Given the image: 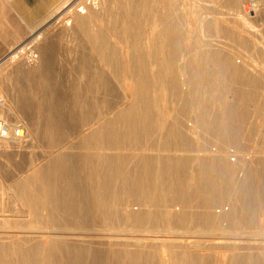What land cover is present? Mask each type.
I'll return each instance as SVG.
<instances>
[{"label":"bare ground","instance_id":"6f19581e","mask_svg":"<svg viewBox=\"0 0 264 264\" xmlns=\"http://www.w3.org/2000/svg\"><path fill=\"white\" fill-rule=\"evenodd\" d=\"M133 4L134 10L128 0H115V18L110 24L115 25V36H122L124 40L112 43L106 40L104 27L100 29L101 34L95 35L98 60L80 65L86 78L81 77L79 84L77 80L70 81L72 87H76L73 89L76 94L64 101L67 104L62 105V100L55 99L49 107L45 128L58 153L46 166H40L41 169L18 181L14 187L22 207L16 212L24 210L40 226L32 230L39 228L44 232L22 239H16L12 232H0V264H264V252L258 251L264 244V213L256 219V202L250 190L253 186L248 187L253 183L249 162L245 163L248 158L235 152L236 156L231 158L230 152L234 150L230 147L237 145L240 130L236 125H227L230 117L225 116V111L245 106L244 103L251 100V93L238 92V101L218 103V107L212 109L219 115L212 121L204 115L195 116L194 120L198 121L188 123L191 126L215 124V133L221 138L219 142L198 147L196 157L156 156L154 170L147 163L150 159L148 144L158 138V133L152 131L153 122L161 119L154 112L158 103L157 88L172 87L178 99L185 98L183 87L186 86L192 97L214 80L222 83L236 80L242 66L229 61L223 62L225 66L214 64L211 76L207 61L196 60L205 56L195 43L192 48L189 46L187 55L191 62L187 66L190 79L179 82L178 77L185 74L180 67L169 64L178 59L180 49L176 18L171 19L159 11L157 19L145 26L142 18H151L155 10L148 0H135ZM78 11L77 18L87 21L88 9L81 6ZM72 22L67 21V25ZM120 22L128 28L120 26ZM210 25L214 33H228L227 29L216 26L215 21H210ZM146 28L152 33L150 37L145 35ZM42 35L27 43L28 47L41 44ZM243 44H246L247 58L255 61L251 63L255 77L244 76L240 83L249 87L264 84V47L260 52L256 45ZM32 53L34 56L35 52ZM15 57L16 54L12 58ZM91 71L95 73L92 77L87 74ZM115 85L123 90L122 94L115 95ZM82 86L95 92L92 99L96 115L90 119L82 116L81 108L91 104V99L83 94L86 91L80 90ZM100 89L110 91L109 100L102 104L98 102ZM263 102L257 108L263 109ZM66 109L69 115L61 113ZM66 122L71 125L74 136L60 130ZM219 123L223 127H219ZM84 124L87 127L78 130ZM88 159L95 162L94 168ZM163 160L167 167L200 168L199 171L189 170L187 197L178 194L181 190L178 176V180H157L156 184L149 181L152 177L173 176L174 172L166 173L161 168ZM240 160L244 161L241 167L246 173L237 181L234 173L240 171L237 165ZM42 172L44 175L39 179ZM228 174H234L233 192L229 196L215 195L217 186L212 178H224ZM190 179L194 182L192 185ZM38 180L41 185H37ZM159 190L161 193L155 194ZM220 220L228 225L221 228L225 231L217 233ZM237 228L249 231L231 232ZM103 230L110 233L103 234ZM189 234L202 236L203 240L187 237ZM231 235L238 237H226ZM229 238L239 241L233 243V248H226L228 252L224 255L209 251L230 243Z\"/></svg>","mask_w":264,"mask_h":264},{"label":"rangeland","instance_id":"374dc122","mask_svg":"<svg viewBox=\"0 0 264 264\" xmlns=\"http://www.w3.org/2000/svg\"><path fill=\"white\" fill-rule=\"evenodd\" d=\"M64 1L57 3L53 8L54 10L50 11L51 13L48 12L42 17L33 28L34 31H32L33 29L31 30L30 36L12 50V52L17 51L15 58L0 61L3 62L0 65V118L9 126H15L17 123L22 122L27 128V136L20 141L0 140V232H12L16 239L31 238L36 236L35 233L37 232H44L39 228L32 230V228L40 226L24 210L21 213L16 212L21 211L22 207L20 200L16 197L14 187L18 181L41 169L42 167L40 166H46L49 159L58 153L55 148L56 144L50 140L45 128L49 107L53 106L55 99L62 100L60 103L62 105L67 104L64 101H67L69 96L76 94L73 91V89H76V87H72L73 82L77 80V84H79L81 77L86 78L83 76L85 73L80 70V65L98 60L99 51L95 45V35L101 34L102 30L100 29L104 27L103 34L107 37L106 40L112 43L124 40L122 36L120 38L115 36L113 30L115 25L112 27V23L110 24L111 20L115 18V0H67L73 3L68 8L64 7V3H66ZM134 1L128 0L129 7L132 10L135 8ZM148 1L155 12L151 18L145 16L142 18L145 26H149L157 19L159 11H163L171 19L176 18L177 20L178 39L180 41L179 55L178 59L169 64L173 67H180L181 73L183 71V74H185L178 77L179 82H187L190 79L187 66H190L191 62L187 55H189L188 52L195 43L200 46L199 49L203 52L202 54L208 57L206 63L209 66V74L211 76L214 73V64L221 66L223 62L229 61V63H237L242 67L238 73L239 78L236 80L231 83L229 80L223 83L214 80L206 88L202 86L203 91L193 94L192 97L188 95V87L186 86L183 87L185 98L178 99L175 98V90L172 87L166 88L163 86L157 88L158 103L154 112L156 115L159 114L161 119L153 122L152 131L158 133V138L148 144L150 149L147 153L150 159L147 163L154 170L156 167L153 159L156 156L196 157L198 155V151H196L198 147L204 148L208 147L207 145L219 142L221 138L215 133V124L209 123L207 126H203L198 123L191 126L188 123L190 121L192 123L194 121L197 122V119L194 120L195 116L199 118L204 115L210 117L209 119L212 121L219 115V112H214V109H212L217 108L218 103H234L238 101L236 99L238 92L251 93V100L248 103H244L245 106L239 109L236 107L231 108L229 112L225 111V116L230 117V120L226 123L227 125H236L240 130V139L237 145H231L230 149L234 151L230 153L232 154L231 158L236 156L234 155L235 153L241 154V157L248 158L245 163L249 162L250 176L252 175L251 183L253 182L252 185L249 183L248 187L253 186L250 190L253 195L252 200L256 202L254 209L256 208L255 217L257 219L261 213H264V108H257V105L260 106V102L264 101V84L261 83L257 86L249 87L248 85L243 86L240 80L244 76L255 77L254 67L251 66V63L255 61L251 57L247 58L246 44H243V42L250 43L251 47L256 45L258 50L262 52L264 47V0H258L257 6L252 11H245L244 0ZM94 2L97 4L94 5ZM81 6L86 7L90 15V19L85 20L86 22H80L77 18L78 9ZM209 20L215 21L216 26H221L224 30L227 29L228 33L226 32L227 34H225L220 31L214 33ZM67 21L73 22L68 26ZM119 25L128 28L122 22ZM149 30V28L145 29V35H148V37L152 34ZM39 31L43 34L42 43H35L29 48L26 43ZM151 37L154 38V36ZM32 51L35 52L34 56ZM226 57H229V59ZM262 64L264 65V58ZM87 74L92 77L91 75L95 73L91 71ZM105 74V80L108 83L109 73L107 70ZM72 80L73 82L70 83ZM242 88L243 91L241 90ZM81 89H84L86 93L83 94H86L91 99V104L81 108L83 110L82 116L90 119L96 115L95 101L93 100L95 92L88 88L86 90L84 86ZM99 92L98 102L100 104H102V101L109 100L110 91L100 89ZM122 93L123 90L115 85V95ZM176 106L177 108L175 109ZM198 108H201L200 111ZM203 109L206 111H202ZM61 113L69 115L68 109L61 111ZM219 124H221L218 125L219 127H223L222 123ZM70 127L71 125L66 122L60 126V130H64L67 133L70 132L71 137L75 134H72ZM86 127L87 125L84 124L78 130ZM161 133H163L164 137L160 136ZM166 135L169 136L167 137ZM258 160L259 163H255ZM88 162L92 163L93 168L95 167L93 160L88 159ZM165 163L163 160L161 168L166 173L174 172L172 173L173 176L169 178L152 177L149 181L152 184H156L157 180L163 181V179L170 180L171 178L178 180L176 177L178 176L181 183L180 189L182 190H179L178 194L187 197L189 193L186 192V182L189 181L191 176L189 170L199 171L200 168L190 165L167 167ZM243 164L244 161L242 160H240V164H237L239 166L238 170H240L234 173L237 181L246 173V170L241 167ZM80 170L83 171V169ZM234 174H228L224 178H212L217 186L215 195L229 196L233 192L232 189L235 188ZM43 175V172L39 173V179H42ZM191 181L190 179V184L192 185L194 182ZM37 185H41L39 180ZM152 189L155 190L156 188L153 187ZM155 192V194H160L161 190ZM164 192H168V190ZM3 221L7 223L5 224ZM218 225L220 229L216 232L222 233L225 230L221 228L226 227L228 222L220 220ZM248 231L244 228H237L231 232L246 233ZM101 233L108 234L110 232L103 230ZM196 235L189 234L187 237L203 240L202 236ZM220 237L224 238L225 236ZM226 237L238 236L231 235ZM237 241L239 240L229 238L228 242L230 243L221 244V247L211 248L209 251L213 250L217 255H224V253L228 252L226 248H233V243ZM240 242L243 241L240 240ZM261 246L263 247L259 248L258 251L264 252V244ZM116 247L121 246L116 245ZM199 250L201 252L206 251V249Z\"/></svg>","mask_w":264,"mask_h":264},{"label":"crops","instance_id":"0c3cea01","mask_svg":"<svg viewBox=\"0 0 264 264\" xmlns=\"http://www.w3.org/2000/svg\"><path fill=\"white\" fill-rule=\"evenodd\" d=\"M61 1L62 0H0V61L12 58L14 54L17 56V51L12 52V50L22 44L24 39L30 36L31 30L41 18ZM65 1L64 7L66 8L73 4L67 0ZM78 20L80 22H86L80 19ZM32 31H34V29ZM38 34H42V32H37L30 41ZM207 58H197L196 60L207 61ZM2 63L3 62H0V65ZM225 65L227 64L222 63L221 66ZM220 83H222V81H220Z\"/></svg>","mask_w":264,"mask_h":264},{"label":"built area","instance_id":"2783aa9c","mask_svg":"<svg viewBox=\"0 0 264 264\" xmlns=\"http://www.w3.org/2000/svg\"><path fill=\"white\" fill-rule=\"evenodd\" d=\"M258 4V0H244V9L252 11ZM27 136V128L24 123L19 122L15 126H9L0 118V140L20 141Z\"/></svg>","mask_w":264,"mask_h":264}]
</instances>
